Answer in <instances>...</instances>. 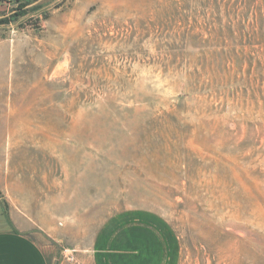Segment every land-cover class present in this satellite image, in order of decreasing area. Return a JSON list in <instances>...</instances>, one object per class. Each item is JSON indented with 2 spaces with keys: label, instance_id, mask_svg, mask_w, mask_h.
I'll list each match as a JSON object with an SVG mask.
<instances>
[{
  "label": "rangeland",
  "instance_id": "rangeland-1",
  "mask_svg": "<svg viewBox=\"0 0 264 264\" xmlns=\"http://www.w3.org/2000/svg\"><path fill=\"white\" fill-rule=\"evenodd\" d=\"M20 3L0 10L23 39L0 79V179L56 212L58 260L142 209L179 264H264V0Z\"/></svg>",
  "mask_w": 264,
  "mask_h": 264
},
{
  "label": "crops",
  "instance_id": "crops-1",
  "mask_svg": "<svg viewBox=\"0 0 264 264\" xmlns=\"http://www.w3.org/2000/svg\"><path fill=\"white\" fill-rule=\"evenodd\" d=\"M3 6L0 1V10ZM10 36L0 27V79L10 73L18 43L23 40ZM1 123L0 108V129ZM6 179H0V264H68L58 260L56 249L45 240L57 233L56 212L47 203L37 205L32 198L22 199L21 186L13 178ZM86 251L73 264H179L180 258L171 226L142 209L108 217Z\"/></svg>",
  "mask_w": 264,
  "mask_h": 264
},
{
  "label": "built area",
  "instance_id": "built-area-1",
  "mask_svg": "<svg viewBox=\"0 0 264 264\" xmlns=\"http://www.w3.org/2000/svg\"><path fill=\"white\" fill-rule=\"evenodd\" d=\"M17 3H19V0H5L4 3H3V5H5V4L6 5H9V4H17ZM71 251L73 252L74 250H71ZM62 255L64 257V260L63 261L65 263H68V264L75 263L74 255L68 253L67 250H65L64 252H62Z\"/></svg>",
  "mask_w": 264,
  "mask_h": 264
},
{
  "label": "trees",
  "instance_id": "trees-1",
  "mask_svg": "<svg viewBox=\"0 0 264 264\" xmlns=\"http://www.w3.org/2000/svg\"><path fill=\"white\" fill-rule=\"evenodd\" d=\"M28 4H30L29 2H23V3H20L19 4V6H20V10L22 9V7H26ZM21 13H24V10L23 11H21ZM13 16H11V17H7V16H2V15H0V25H3V24H7V23H9V21H11L13 18H12ZM15 17V16H14ZM1 192H0V198H1Z\"/></svg>",
  "mask_w": 264,
  "mask_h": 264
}]
</instances>
